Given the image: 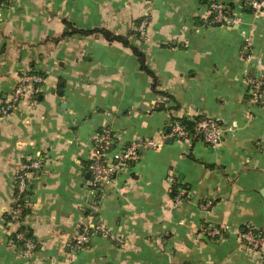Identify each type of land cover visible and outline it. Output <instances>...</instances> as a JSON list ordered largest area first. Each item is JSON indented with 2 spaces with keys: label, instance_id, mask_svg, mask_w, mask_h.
Masks as SVG:
<instances>
[{
  "label": "crops",
  "instance_id": "1",
  "mask_svg": "<svg viewBox=\"0 0 264 264\" xmlns=\"http://www.w3.org/2000/svg\"><path fill=\"white\" fill-rule=\"evenodd\" d=\"M210 1L0 0V102L22 73L43 78L0 117V264H264L239 237L264 230V106L248 104L245 81L264 75V6L255 14L251 0H217L236 22L211 25ZM65 21L128 36L170 98L152 91L131 46L97 34L54 40ZM181 116L214 118L219 144L166 134ZM103 124L113 151L160 144H143L94 209L86 164ZM31 159L40 167L28 176V212L11 222L16 175ZM97 224L106 233L78 248L82 226ZM211 226L227 230L213 238ZM22 230L30 255L16 243Z\"/></svg>",
  "mask_w": 264,
  "mask_h": 264
},
{
  "label": "built area",
  "instance_id": "2",
  "mask_svg": "<svg viewBox=\"0 0 264 264\" xmlns=\"http://www.w3.org/2000/svg\"><path fill=\"white\" fill-rule=\"evenodd\" d=\"M249 4L254 13L257 14L262 10L264 0H251ZM207 11L211 25H232L236 22L235 18L229 16L227 6L220 1H210L207 6ZM146 25L147 20L143 18L136 26V31L141 38L145 36ZM42 81L43 78L38 73H22L9 98L0 102V117H4L15 110L29 88H32L35 84H41ZM245 81L250 88V94L247 99L248 104L250 106H264V75L255 73L247 74ZM170 132L178 140L189 138V133L186 128L176 120L172 121ZM195 132L203 142L212 147L217 146L221 140V126L212 117H199L195 123ZM115 139H117L116 134L110 126L105 124L100 126L93 137V151L86 164L89 177L86 179L85 184L87 189L94 195V209H96L100 197L104 193L106 186L112 182L114 176L126 169L130 163L139 157L140 147L143 144L151 148H157L160 144V142H155L152 139L133 141L121 144L118 150L113 151L112 148ZM39 167L40 161L38 159L25 160L21 163L15 180L17 192L14 195L12 209L8 214L11 222H19L23 217L22 209L27 207L26 191L28 190V176ZM179 200L180 196L177 195L174 201L177 203ZM226 230L227 226H211L208 228L207 234L213 238L221 237ZM94 232L106 233L104 228L99 224L82 226L80 233L74 241L75 245L78 248L82 247ZM16 237L22 241L23 254L30 255L35 248L34 241L25 235L24 230L18 232ZM239 237L248 248L264 253V230L255 231L247 227L240 231ZM114 239L118 243H123L121 237L116 236Z\"/></svg>",
  "mask_w": 264,
  "mask_h": 264
},
{
  "label": "trees",
  "instance_id": "3",
  "mask_svg": "<svg viewBox=\"0 0 264 264\" xmlns=\"http://www.w3.org/2000/svg\"><path fill=\"white\" fill-rule=\"evenodd\" d=\"M231 12L232 11L230 9H228L229 16L233 17V14ZM65 23L67 24L68 31L64 32L60 37L55 38L54 40H58L60 38H63V37L68 36V35H73V34H77L80 36L97 34V35H101L102 37H104L108 41H118V42L123 43L124 45H129V46H131L132 52L137 57L139 69L141 71L145 72L150 77V79H151L150 87H151L152 91L156 92V93H162L164 96L170 98V95L167 94L166 92H161V91L157 90L158 77L155 75L153 70L146 63L145 55L143 54V52L140 51L137 47L130 45V43L127 41L128 36L115 34L106 28H99L98 27V28H92V29H85V28L75 27L69 21H65ZM135 31H136V29H135ZM39 75L42 76V74H39ZM35 85H39V84H35ZM154 108L156 110L169 109V108H166L163 103L157 104ZM198 118L199 117L189 118L187 116H181L178 118H173V120L175 119L176 121H178L180 124H182L186 128V130L189 133V138H200L199 135L195 132V123H196V120ZM15 186H16V182H15ZM16 192H17V188H15V194H16ZM28 192L29 191L27 190L26 193H28ZM172 193L173 194L176 193L175 189H173ZM27 212H28V208L24 207L22 209V216L26 215ZM8 218H9V216H8ZM19 230H21V229H19ZM25 235L30 238V236L27 233ZM16 243L18 245H21L22 241L17 240Z\"/></svg>",
  "mask_w": 264,
  "mask_h": 264
},
{
  "label": "water",
  "instance_id": "4",
  "mask_svg": "<svg viewBox=\"0 0 264 264\" xmlns=\"http://www.w3.org/2000/svg\"><path fill=\"white\" fill-rule=\"evenodd\" d=\"M170 133V128H167L166 130V134H169ZM170 141V140H169Z\"/></svg>",
  "mask_w": 264,
  "mask_h": 264
}]
</instances>
